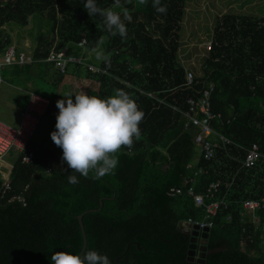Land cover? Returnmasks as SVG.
<instances>
[{
	"label": "trees",
	"instance_id": "16d2710c",
	"mask_svg": "<svg viewBox=\"0 0 264 264\" xmlns=\"http://www.w3.org/2000/svg\"><path fill=\"white\" fill-rule=\"evenodd\" d=\"M85 2L0 0V54L12 44L11 33L16 29L18 36L28 20L38 16L48 24L34 36L31 62L4 66L1 79L9 83L33 68L43 78L45 66L51 65L44 58L52 44L69 48L83 39V50L101 45L110 64L92 63L105 72L73 64L74 72L92 79L95 96L102 99L116 89L127 92L144 113L141 135L131 151L122 148L116 154L117 167L100 179H93L91 172L88 178L71 172L52 140L49 147L28 142L16 152L7 170H0V264H51L55 251L75 255L81 245L75 216L96 209L99 198L97 210L81 215L83 251L105 254L111 264H264V207L253 212L257 222L241 215L240 207L242 200L258 198L264 191V158L242 166L250 143L264 153V15L225 12L216 19L200 75L186 86L178 47L186 36L200 39L194 30L179 37L186 0H161L166 14L157 13L151 0L146 5L133 0L124 38L104 30L102 17H89ZM96 3L107 8L113 0ZM31 29H26L27 35ZM68 66L60 73L51 65V86L68 73ZM209 82L210 108L219 114L210 126L231 143L220 145L209 159H194L193 132L182 127L181 112L185 99L195 97ZM29 149L33 157L22 162ZM69 175L79 182L69 184ZM5 179L8 187L2 192ZM216 181L211 198L224 200L227 207L211 217L202 260L188 261L187 237L177 224L188 218L202 220L203 209L193 205L185 190L203 193ZM170 187L181 193L168 194Z\"/></svg>",
	"mask_w": 264,
	"mask_h": 264
},
{
	"label": "clouds",
	"instance_id": "9594fccd",
	"mask_svg": "<svg viewBox=\"0 0 264 264\" xmlns=\"http://www.w3.org/2000/svg\"><path fill=\"white\" fill-rule=\"evenodd\" d=\"M129 0H113V8H100L96 0H86L83 8L89 17H102V28L111 36L126 37L125 21L131 16L125 6ZM152 7L159 14H166L167 6L161 0H151ZM139 5H146L148 0H137ZM97 61L110 64L108 55L99 45L93 47ZM75 97L74 101L72 97ZM64 99L56 101L59 112L56 115L55 131L50 133L52 142L62 150V162L68 169L85 178L93 173V179H100L111 174L119 160L117 153L122 148L131 151L134 142L139 139L144 113L135 100L123 89H116L113 95L100 98L81 91L68 93ZM69 184L78 183L76 175L67 177ZM51 264H111L105 254L96 250H85L80 255L65 251L52 253Z\"/></svg>",
	"mask_w": 264,
	"mask_h": 264
},
{
	"label": "built area",
	"instance_id": "2783aa9c",
	"mask_svg": "<svg viewBox=\"0 0 264 264\" xmlns=\"http://www.w3.org/2000/svg\"><path fill=\"white\" fill-rule=\"evenodd\" d=\"M211 39L202 38L199 40L192 39L186 36L184 43L179 45L177 51V57L179 63L184 68V85L189 86L194 76L200 75L201 70V58L205 56L206 51L210 48ZM84 40L76 42L78 48L83 49ZM183 49V50H182ZM45 61L51 63L52 67L58 72L64 73L66 67L69 64L80 65L86 68L92 73H104L105 68L100 67L97 64L86 62L81 55L71 54L67 51L66 47L55 48L54 44L49 48ZM31 62L29 55L16 52L13 45L5 47L0 54V72L1 68L11 64H21ZM105 64V63H104ZM1 83V74H0ZM212 83L209 82L206 86L198 90L195 97H188L185 99L186 108L181 112L183 116L182 127L184 129H191L192 136L191 141L193 143L194 150H197V157L203 159H209L213 156L215 149L220 145L231 143L230 139L216 132L210 126V120L214 117H218V113H213L210 108V92L212 90ZM49 105V99L37 94L35 92H29L26 103L19 111V120L16 126L7 124L0 120V159L9 150L16 152L23 151L26 143L33 134L36 125ZM56 123V122H55ZM56 129L54 128V131ZM33 157V149L27 150L20 158L22 162H27ZM264 158V153L259 149L256 143H250L245 149V154L242 159V166L249 167L259 159ZM199 172V170H197ZM218 186V182H211L206 187L203 193H193L191 187L185 190L186 195L190 196L193 201V205L202 207L203 219L194 220L186 219L191 226L197 225L199 229L211 226V217L220 208L227 207V204L222 199H212L213 192H215ZM8 187V180L3 182V190ZM168 194H179L181 189L178 187H170ZM208 198V202H204V199ZM241 215H251L252 221L257 222V218L253 215V212L257 208L264 207V191L255 199L242 200ZM230 216H226V220H229Z\"/></svg>",
	"mask_w": 264,
	"mask_h": 264
},
{
	"label": "rangeland",
	"instance_id": "374dc122",
	"mask_svg": "<svg viewBox=\"0 0 264 264\" xmlns=\"http://www.w3.org/2000/svg\"><path fill=\"white\" fill-rule=\"evenodd\" d=\"M127 8L133 7V0H129V2L125 5ZM107 8H113V4ZM115 11H123V9L113 8ZM225 12H234L241 14H254V15H264V0H186L184 14L180 22V30L178 31L180 39L188 33V31L197 32L202 38H209L210 31L216 19H218ZM38 20V21H37ZM28 24L23 29L17 30L18 36H15V30L11 33L12 44L18 46V48L22 51L23 54L29 53L32 45V41L34 40V36L39 29L42 31H46L48 29V24L42 17L35 16L31 20H28ZM32 25V29L29 30L28 35L26 34V29H28ZM197 36V35H195ZM15 37V38H14ZM27 45H24V43ZM101 48V45H99ZM90 57H94L91 62H96L95 54L91 51L86 52ZM79 55V51L75 52ZM96 64V63H95ZM43 67V66H41ZM47 71L52 74L54 70L47 66ZM4 67H2L0 74H4ZM82 69V68H81ZM80 69V70H81ZM2 77V76H1ZM93 83V82H92ZM96 83L94 82V88L89 91V94L95 95ZM37 94H40L48 99H52L54 96V89L51 85H47L43 80L36 79L35 83L32 87ZM23 99L22 101H24ZM18 102V101H17ZM2 102H0V115L4 116L2 113ZM59 110H55L48 108L46 113V119H42V122H45V130L42 133V137L45 141L41 142L43 145L51 144L50 133L53 132L54 129V120L56 119V115H58ZM0 116V117H1ZM39 129V128H38ZM42 129V128H41ZM38 136L35 135L33 139ZM48 146V147H49ZM41 148V147H40ZM16 151L9 150L5 155H3L0 159V170L5 172L7 170V166L11 162L12 158ZM194 159L198 156L197 150H194Z\"/></svg>",
	"mask_w": 264,
	"mask_h": 264
},
{
	"label": "crops",
	"instance_id": "0c3cea01",
	"mask_svg": "<svg viewBox=\"0 0 264 264\" xmlns=\"http://www.w3.org/2000/svg\"><path fill=\"white\" fill-rule=\"evenodd\" d=\"M15 43H13V46L15 47L16 52L22 53V51L18 48L17 45H15ZM24 45H27V43L25 42ZM66 49L71 54H75V55H77L75 52H76V50H78L79 55H81L85 59L86 62L92 63L91 60L94 57L89 58L87 53L84 52V51L89 52L91 50H83V49H80L74 45H71L69 48L66 47ZM29 53H30V51H29ZM29 53H27L25 55H29ZM47 66L51 67L50 64ZM47 66H45V68H44L43 78H41L40 72L38 71V69L33 68V69L29 70V72L27 74L24 72H21L18 77H11L10 79H8L10 81L9 83L6 82L5 80L3 81L1 79L0 102H2V105H3L2 106V113L4 114V116L0 115L1 116L0 120L4 121L7 124H10L12 126H16L18 124L19 111L21 110L23 105L26 103L28 93L34 92L32 87H33V84L35 83V80L41 79L47 85H50L52 74H50L47 71V68H48ZM73 67H74V65L70 64L68 66V73L63 75L61 81L58 84L52 86L54 89V96L52 99H49V105H48L45 113L42 116H40L35 130H34L33 134L31 135V137L29 138L28 142L30 144H33L37 147H48L49 146V145L45 146L41 143V142L45 141L44 138L42 137V133H44V130L46 129L45 128V122H43V123H41V122H42V119L45 120L47 118L46 113H47V110L50 106H51V108L58 110V108L56 107V101L57 100L64 99L63 96H65L68 93L78 94L81 91L85 92L88 95H91V94H89V91L94 88V81L92 79L85 78L82 75L75 74ZM95 88H96V85H95ZM23 99H25V100L22 101ZM73 99H75L74 96H73ZM55 122H56V119L54 120V128H55ZM53 131H54V129H53ZM35 135H38V136H36L33 139V137Z\"/></svg>",
	"mask_w": 264,
	"mask_h": 264
},
{
	"label": "water",
	"instance_id": "95a60500",
	"mask_svg": "<svg viewBox=\"0 0 264 264\" xmlns=\"http://www.w3.org/2000/svg\"><path fill=\"white\" fill-rule=\"evenodd\" d=\"M101 199H98V207L96 209H87L84 210L82 213L77 214L75 216L78 228H79V233H80V238H81V245L78 250V252L75 255H80L85 247V235H84V229L81 223V215L86 213V212H91L97 210L101 206ZM177 226H182L183 231L186 232L190 238H189V243H188V249L191 248V243L193 242V239H195V245L198 244L197 247V260H202L204 253H205V245H206V239H207V234H208V228L204 227L202 229H199L198 226L195 225H190L186 221H181L178 222ZM189 252V251H188ZM117 258H114V261L116 262ZM27 264H39V263H27Z\"/></svg>",
	"mask_w": 264,
	"mask_h": 264
},
{
	"label": "flooded vegetation",
	"instance_id": "af4514ba",
	"mask_svg": "<svg viewBox=\"0 0 264 264\" xmlns=\"http://www.w3.org/2000/svg\"><path fill=\"white\" fill-rule=\"evenodd\" d=\"M177 229L182 234H184L187 237V245H188L190 236L186 232L183 231V227L182 226H177ZM191 244L192 245H191L190 249H188V246H187L186 260L195 262V258L197 259V252H198L197 251V247H198V244L195 245V239H193V242ZM116 263H117V260H116Z\"/></svg>",
	"mask_w": 264,
	"mask_h": 264
}]
</instances>
